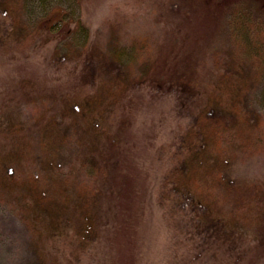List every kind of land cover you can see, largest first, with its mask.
I'll return each mask as SVG.
<instances>
[{
  "label": "rangeland",
  "instance_id": "374dc122",
  "mask_svg": "<svg viewBox=\"0 0 264 264\" xmlns=\"http://www.w3.org/2000/svg\"><path fill=\"white\" fill-rule=\"evenodd\" d=\"M240 2L264 15V0H0V264H264V153L235 163L238 198L217 207L222 224L180 213L164 186L181 136L217 94L245 82L246 107L264 111L258 55L233 30ZM53 9L81 17L88 50L69 38L73 54L59 56L60 36L38 23ZM144 36L155 70L125 84L116 74L138 77ZM43 178L41 207L27 184Z\"/></svg>",
  "mask_w": 264,
  "mask_h": 264
},
{
  "label": "trees",
  "instance_id": "16d2710c",
  "mask_svg": "<svg viewBox=\"0 0 264 264\" xmlns=\"http://www.w3.org/2000/svg\"><path fill=\"white\" fill-rule=\"evenodd\" d=\"M261 12L263 13V11L256 13L252 8L244 6V2H240V5L233 6L230 15L234 34L244 39L242 43L244 42L245 45V54L248 58L258 55V60H252L249 63L255 66L252 81L258 80L262 83L261 98L264 100V15ZM19 22L16 17L11 20L12 26L19 27L20 31L25 32L26 27L33 29L26 23H22L20 26ZM39 22H41L39 27L47 26L51 32H57L60 36L57 52L59 56L67 57L73 54V50L68 47L69 38L73 40L80 38L82 40L80 46L88 50L90 29L81 17L71 16L63 9H53L43 15ZM15 27H11L12 30ZM39 27L34 26V30ZM146 41L147 37L145 36L137 37L134 41L137 45H141V49L146 55L140 63L138 77L133 76L128 72V69L123 75L116 74L117 77L124 78L125 84H130V80H134L137 84L144 83L149 80L151 73L155 70L157 59L153 55V50L150 47L146 48ZM107 50L109 58L114 61L122 60L125 54L123 46L115 36L110 38ZM79 56L88 66L86 61L88 51L82 54L80 52ZM90 75L89 67H84L81 73L82 82L87 83ZM131 76L134 78L131 79ZM244 83L238 84V87L232 86L227 98H224V92H220L215 96L216 99L212 100V103H207L202 110L198 111L177 145L174 164L166 176L164 186L165 190L169 185L172 186V194L176 196L177 210L187 214L185 216L190 215L194 218L200 216L210 219L215 225L222 224L223 214L217 207L230 196L238 198L235 195L237 185L233 180L235 163L238 160L264 153V111L246 107L243 98V90L246 89ZM221 90L223 89L221 88ZM42 143L43 151L40 158H45L47 148L51 144L45 139H42ZM30 164V159L26 160V163L24 162L26 170L30 168ZM49 164L51 165L53 162ZM97 169L99 171L98 167ZM11 173L14 175L17 172L12 170ZM66 174L67 172L64 173V175ZM47 186L45 178L40 181L28 182L27 188L32 194L36 206L43 207L42 205L45 204L43 196L47 194L43 191L45 188L48 189ZM201 210H203L204 216L199 213ZM93 221V215L87 214V221L85 225L83 224L87 237L95 231Z\"/></svg>",
  "mask_w": 264,
  "mask_h": 264
}]
</instances>
